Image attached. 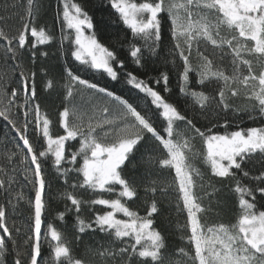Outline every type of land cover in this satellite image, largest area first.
Masks as SVG:
<instances>
[{
	"label": "snow or ice",
	"instance_id": "1",
	"mask_svg": "<svg viewBox=\"0 0 264 264\" xmlns=\"http://www.w3.org/2000/svg\"><path fill=\"white\" fill-rule=\"evenodd\" d=\"M61 3L62 9L55 15L61 26V48L68 42L63 53L68 57L62 75L63 108L58 112L63 135L53 134V121L42 112L39 103L37 73L23 64L25 52L30 54L34 65L37 47L53 40L45 27L36 26L39 11L36 0H27L25 15L20 16L15 33L0 27L3 45L0 56L8 69L0 72V118L11 126L13 139L22 142L15 144L14 151H7L5 162H0V196L3 197L0 230L4 233L0 236V264H5L8 252L5 237L12 242L14 264L25 261L41 264L44 260V164L49 161L57 178L67 186L62 198L70 202L66 210L76 213L74 226L78 234L99 231L122 245L99 252L102 258L119 256L123 264H163L166 243L154 226V217L160 211L155 195L158 190L166 193V188L158 187L155 179L137 184L135 179L123 174L142 146H148L146 151L151 149L161 154L149 156V165L174 173L172 184L167 187L176 193L177 212L186 213V223L178 224V228L189 233L187 241L194 250L191 255L184 248L179 252L191 264H264V210H261L264 209V125L242 128L237 124V130L227 131L230 125L225 119L222 126L226 130L222 134L213 131L216 124L204 130L197 127L195 114L189 118L177 103L162 94V91L171 92L167 73L161 72L150 83L126 71L124 60L97 38L93 18L82 5L74 0H61ZM108 4L130 31L128 52L137 68L147 65L149 58L158 54L164 38L163 21L167 19L172 55L182 61L178 91L186 101H191L193 113L198 107L200 115L243 111L249 120L264 118V0H108ZM3 7L7 9L10 5ZM7 19L10 17L0 16V23ZM40 55L47 57L48 53ZM193 57L198 61L196 65L192 63ZM254 63L259 66V72ZM17 71L20 87L12 88L9 94L8 84ZM81 72H99L112 82L130 86L137 90L143 106L83 78ZM192 72L202 90L192 85ZM156 86H162V91ZM52 87L53 81L47 80L45 90ZM241 89L248 103L241 109H233L230 98L239 96ZM17 110L22 111L23 120L19 119ZM30 127L34 139H30ZM197 137L202 142L199 151L193 143ZM72 141L79 143L75 151L69 144ZM197 158L209 169L207 183L205 174L193 163ZM19 170H23L24 179L34 191V198L28 201L31 223L25 241V245L30 244L27 250L17 246L7 222L9 208L15 214L24 199L23 192L16 190ZM253 171L258 174L252 175ZM244 178L254 183L244 184ZM213 180L234 182V187L229 186L238 200L234 223L207 224L201 219V214L212 211V200L221 191ZM141 187L145 196L153 197L150 202L144 201L143 216L128 206L129 201L139 198ZM197 188L211 191L205 190L204 196H200ZM77 193H90L95 198L84 199ZM104 194L114 198H105ZM205 197L209 199L208 207L202 204ZM216 203L219 205L220 201ZM96 206L102 207L96 210ZM85 207L93 213L87 221L81 215ZM64 215L61 212L58 218L62 221ZM15 231L19 234L20 229ZM43 239L48 240L50 249L44 264H85L73 255L70 242L52 224L47 225Z\"/></svg>",
	"mask_w": 264,
	"mask_h": 264
},
{
	"label": "trees",
	"instance_id": "2",
	"mask_svg": "<svg viewBox=\"0 0 264 264\" xmlns=\"http://www.w3.org/2000/svg\"><path fill=\"white\" fill-rule=\"evenodd\" d=\"M36 2L39 8L36 18V26L45 27L49 34L52 35L53 40L48 44L39 45L37 47V57L34 65L31 62L30 54L25 52L23 55V64L25 67H29L37 73L36 89L39 103L41 104L42 112L46 113L53 121V134L63 135V129L58 123V112L63 108L62 100L64 94V80L62 79V75L65 61L68 59V57L63 53L68 47V42H64V49H62L61 26L55 19L57 10L62 9V3L61 0H36ZM74 2L81 4L93 18L97 38L101 43L115 51L120 59L124 60L126 71H131L138 77H141L150 83L159 77L161 72L168 74L169 88L171 89V92L164 93L162 91V86L156 87H158V90L162 91V94L169 99L170 102L177 103L180 110L186 113L189 118L195 114L196 119L194 122L197 124V127H201V129L204 130L206 127H211L212 124H216L217 127L213 128V131L222 134L226 130L222 126L225 119L228 120L230 125L227 131L237 130V124H239V127L242 128L259 127L264 125V118H259L255 121L249 120L248 114L243 111H237L235 114L233 111H229L226 114L221 113L219 116H216L213 112H209L207 115H200L197 107L195 113H193L191 101H186L185 97L180 95L178 91V77L179 72L182 70V61L178 57L172 55L171 50L173 45L168 34L169 23L167 19L163 21L164 38L158 54L150 57L147 65L137 68L128 52V44L132 39L130 31L120 23L117 15L110 8L108 0H74ZM5 4L10 5V7L4 9L3 6ZM13 4L16 6L11 7ZM26 7L27 0H0V16L10 17V19L0 23V27H3L4 30L8 31L10 34L15 33L16 29L20 26V16L25 15ZM31 42L32 38L29 36V44H31ZM2 46V42H0V50H2ZM41 52H47L48 56H41ZM197 62V59L193 57V65H196ZM11 64L12 61L9 60L8 65ZM225 67H228L227 61H225ZM254 68L257 72H259V66L255 65V63ZM7 70V67L4 65V58L0 56V72H5ZM117 70L120 71L121 75H123L122 70ZM228 70L230 72V69ZM45 72L47 75H45ZM79 74L83 78L99 83L101 86L108 87L110 90H113L117 94L122 95L124 98L129 99L130 102H138L141 107L143 106V101L138 100L137 90L132 89L130 86H125L123 83L112 82L106 76H102L99 72H81ZM49 79L53 81V87L45 90V83ZM190 80L192 85L195 86L197 90H202L200 86L195 83V72L190 73ZM19 87V72L17 71L11 77V82L8 84L7 91L10 94L12 88ZM207 91H211V89H207ZM240 91L241 94L239 96L230 98V103L233 109H241L248 103L244 97L243 89ZM212 94L214 95L215 93L213 92ZM17 111L19 119L23 120L22 111ZM183 128L184 126L181 123L180 130H183ZM29 134L30 139H34L35 133L31 127ZM14 137L15 133L12 131L11 126L0 118V162H5V153L9 150L14 151L16 143L22 144L18 138L14 140ZM193 143L197 151L202 150V142L198 137L193 141ZM69 144L72 151L79 148L78 141H72L69 142ZM147 147L148 146H142L140 148V151L132 158L131 163H128L127 167L124 169L123 174L128 178L135 179L137 184H144L150 179H155L158 181V187L166 188V193L158 190L155 195L160 211L159 214L154 217V226L161 231L166 243V248L163 250V264H170V262L175 264L176 261H180L181 264H191V261L179 252L180 248H184L189 255H191L194 250L187 241L189 233L186 230L178 228V224L183 225L186 223V213L177 212L176 193L173 188L167 187V185L172 184L174 173L170 174L167 170H160L155 164L149 165L147 163L149 156L159 157L161 154L158 151L151 149L146 151ZM24 154H26V149L24 150ZM15 159L18 161L19 156ZM193 163L196 167L201 169L202 173L205 174V183H207V178L210 175L207 165H205L202 159L199 158L195 159ZM258 167L259 165H257V168ZM44 172L46 177V189L44 194L46 209L43 216L42 230V256L44 260L41 261V264H44V261H46L49 257L50 249L48 246V240L43 239V234L47 231L48 224H52L63 233L65 240L70 242L69 246L73 251V255L76 258L82 259L85 264H123L122 258L119 256H116L115 259H113L108 256L102 258L99 255V252L106 248L118 249L121 247L122 245L118 241H113L109 236L99 231L92 232L89 230L84 234H78L74 226L76 213L74 211L66 210V205L70 206V202L62 198V193L66 190L67 186L63 183L62 179L57 178V173L55 169L51 167L50 161L44 164ZM149 172L151 175L148 174ZM251 174L255 175L258 173L253 171ZM237 175L239 176L240 174L237 173ZM16 178L18 181L16 190L23 192L24 199L19 202L15 214H12V210L9 208L7 222L10 229H12V235L16 240L17 246L21 249L27 250L30 248V244L25 245V241L27 240L28 235H30L29 226L31 223V209L28 201L29 199L34 198V191L32 190L31 185H29L24 179L23 170H19L16 173ZM212 183L215 184V186L221 191L212 200V211L201 214L202 221L207 224H213L216 222L234 223L238 216V200L236 195L229 190L230 185L234 187V182L228 180H213ZM242 183L251 186L254 182H251L248 178H244ZM205 190L211 191V189L197 188L198 195L204 196ZM77 195H82L84 199L95 198L90 193H77ZM104 197L114 198V196L110 194H104ZM151 199H153L151 194L145 196L144 189L141 187L139 191V198H134V201H129L128 206L143 216L146 214V205L144 201L147 200L150 202ZM217 200L220 201L219 205L216 203ZM257 200H260V195L258 193ZM0 202H3L2 196H0ZM202 204L203 206L208 207L209 199L205 197ZM101 207L102 206H96V210H100ZM259 207L260 206L258 205V208ZM61 212H64L65 214L62 221L58 218V214ZM81 215L87 221L92 218L93 213L85 207L82 210ZM16 228L20 229L19 234L16 233ZM0 235H4L2 230H0ZM77 235H80L79 240H77ZM182 236L184 239H181ZM5 239L8 245V252L4 257L5 264H14L15 254L12 250V242L8 240L7 237H5Z\"/></svg>",
	"mask_w": 264,
	"mask_h": 264
},
{
	"label": "water",
	"instance_id": "3",
	"mask_svg": "<svg viewBox=\"0 0 264 264\" xmlns=\"http://www.w3.org/2000/svg\"><path fill=\"white\" fill-rule=\"evenodd\" d=\"M42 230H43V224H42Z\"/></svg>",
	"mask_w": 264,
	"mask_h": 264
},
{
	"label": "rangeland",
	"instance_id": "4",
	"mask_svg": "<svg viewBox=\"0 0 264 264\" xmlns=\"http://www.w3.org/2000/svg\"><path fill=\"white\" fill-rule=\"evenodd\" d=\"M1 236V235H0Z\"/></svg>",
	"mask_w": 264,
	"mask_h": 264
}]
</instances>
